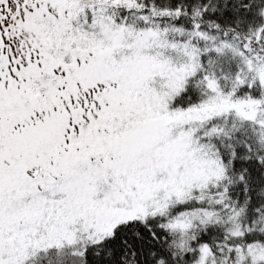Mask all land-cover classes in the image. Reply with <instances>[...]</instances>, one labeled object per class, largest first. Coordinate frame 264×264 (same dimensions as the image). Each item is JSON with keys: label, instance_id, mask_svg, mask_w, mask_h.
Here are the masks:
<instances>
[{"label": "snow or ice", "instance_id": "snow-or-ice-1", "mask_svg": "<svg viewBox=\"0 0 264 264\" xmlns=\"http://www.w3.org/2000/svg\"><path fill=\"white\" fill-rule=\"evenodd\" d=\"M0 264H264V0H0Z\"/></svg>", "mask_w": 264, "mask_h": 264}]
</instances>
